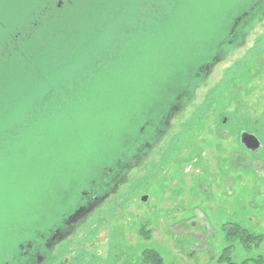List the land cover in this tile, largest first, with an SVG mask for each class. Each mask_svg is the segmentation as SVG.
Instances as JSON below:
<instances>
[{
  "label": "rangeland",
  "instance_id": "obj_1",
  "mask_svg": "<svg viewBox=\"0 0 264 264\" xmlns=\"http://www.w3.org/2000/svg\"><path fill=\"white\" fill-rule=\"evenodd\" d=\"M119 160L113 193L50 239ZM149 250L264 258V0H3L0 264H151Z\"/></svg>",
  "mask_w": 264,
  "mask_h": 264
},
{
  "label": "flooded vegetation",
  "instance_id": "obj_2",
  "mask_svg": "<svg viewBox=\"0 0 264 264\" xmlns=\"http://www.w3.org/2000/svg\"><path fill=\"white\" fill-rule=\"evenodd\" d=\"M206 64H209L206 63ZM204 67H199L198 72L196 71L195 75H200L199 71H203ZM179 96L175 97L173 101L169 104L168 109L166 112L160 117L159 122H157V125L153 126L150 125L149 128L150 130L147 131L145 130V127L141 128L139 130L138 136L132 141V144L129 145V147L126 149V158L127 160H132L135 157H138V155L141 154L142 150L147 149L148 143H145L146 138L156 135V131L158 130L159 126H161V123L164 119H168L172 111L175 110V112L178 111V107L174 106L175 102H178ZM172 115V114H171ZM164 122V121H163ZM150 124V123H148ZM165 124H167L165 122ZM147 126V124H146ZM145 130V131H144ZM149 132V133H148ZM148 133V134H147ZM146 137V138H145ZM143 145V146H142ZM120 160L115 164V167H109L107 168V171H103L102 175H100V179L103 177V180H100L102 182L101 185H99L96 188L90 187L86 189L85 191H81V198H78L75 209L68 215V217H65L61 224L56 226L54 229L51 230L50 232V239L53 238L52 240L55 239V237H60L63 236L64 234H69L72 228L74 227L75 224H77L80 218H84V216L94 210L95 207H97L99 204H101L106 197L110 195V193H113L114 189L118 185V182L120 180V174L122 173V169H124V165L119 163ZM124 163V162H121ZM127 163V162H126ZM125 164V163H124ZM111 168V170H110ZM121 168V169H120ZM82 220V219H81ZM78 221V222H77ZM43 239V238H42ZM51 240V241H52ZM45 242L43 241H37L34 242V245L36 247H39L41 244H44ZM48 244L45 243L44 247L47 246ZM23 248V247H21ZM31 250V246H27V252L24 254L25 256H29ZM36 249H34L35 251ZM29 251V252H28ZM32 258V257H31ZM30 258V260H31Z\"/></svg>",
  "mask_w": 264,
  "mask_h": 264
},
{
  "label": "trees",
  "instance_id": "obj_3",
  "mask_svg": "<svg viewBox=\"0 0 264 264\" xmlns=\"http://www.w3.org/2000/svg\"><path fill=\"white\" fill-rule=\"evenodd\" d=\"M257 2H261V0H257ZM234 227H235L234 228L235 230H238L240 232L239 233L240 234V238H242V239H243V237L246 238L247 242H249L252 239H253V241H254V239H258V237L255 238V237H251L250 235H248L245 230L240 231L238 229L239 226L234 225ZM246 236H248V237H246ZM253 241H251V242H253ZM147 253H148V255H146L144 257V260L146 262L151 263V264H160V262H161L160 259L161 258L159 257V255H157V252H155L153 250H149V251H147ZM227 264H236V263H233V262L228 260ZM240 264H264V258L258 257L257 259H251V260L248 259V260L242 261Z\"/></svg>",
  "mask_w": 264,
  "mask_h": 264
},
{
  "label": "water",
  "instance_id": "obj_4",
  "mask_svg": "<svg viewBox=\"0 0 264 264\" xmlns=\"http://www.w3.org/2000/svg\"><path fill=\"white\" fill-rule=\"evenodd\" d=\"M241 143L250 151H255L259 147V143L254 135L243 134L241 136Z\"/></svg>",
  "mask_w": 264,
  "mask_h": 264
},
{
  "label": "snow or ice",
  "instance_id": "obj_5",
  "mask_svg": "<svg viewBox=\"0 0 264 264\" xmlns=\"http://www.w3.org/2000/svg\"><path fill=\"white\" fill-rule=\"evenodd\" d=\"M3 3V0H0V4H2Z\"/></svg>",
  "mask_w": 264,
  "mask_h": 264
}]
</instances>
